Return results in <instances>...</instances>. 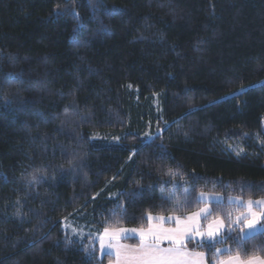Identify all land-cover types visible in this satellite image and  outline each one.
Wrapping results in <instances>:
<instances>
[{"label": "trees", "instance_id": "1", "mask_svg": "<svg viewBox=\"0 0 264 264\" xmlns=\"http://www.w3.org/2000/svg\"><path fill=\"white\" fill-rule=\"evenodd\" d=\"M201 193L264 199V0H0V264L113 263L63 221L147 230Z\"/></svg>", "mask_w": 264, "mask_h": 264}, {"label": "snow or ice", "instance_id": "2", "mask_svg": "<svg viewBox=\"0 0 264 264\" xmlns=\"http://www.w3.org/2000/svg\"><path fill=\"white\" fill-rule=\"evenodd\" d=\"M169 175L174 174L169 171ZM36 179V176H32L30 182H34ZM185 192H187V189H185ZM204 196L205 194L201 193L200 197L197 198V202H202ZM167 199L173 200L174 196H169ZM215 200L217 203L222 202L220 198H215ZM185 202H187V199ZM253 204L264 207V199L249 200L247 202L248 213L243 216H237L227 228H225L224 220L216 219L209 222L204 230H201L199 218L203 217V219L208 220L212 215L211 210L208 208H201L184 220L175 217L177 224L180 225L177 228L166 229L161 225H155L149 228L147 232H141V236L147 239L141 244L135 256L125 255L124 264H200V261L195 258H203L204 253H189L186 251L185 238H187L188 242H192L194 237H200V240L197 241L199 247L207 244L210 250L214 249L212 255L215 259H213L212 264H264V257L252 256L245 252L247 259H242L240 255V250L243 249L247 240L252 239L256 235H264V211L259 213L252 211ZM148 218L152 219L151 216ZM169 218L172 219V217ZM156 219L163 220L164 217H156ZM126 231L129 230L110 231L108 227H104L102 233L97 237L101 242V249H103L105 237L109 238V247H122L118 243L119 235ZM234 232L239 234L234 235ZM228 239L234 240L238 245L235 255H232V248L222 249L217 247L219 244L226 243ZM164 241H167L171 246L161 248L160 244ZM94 251L95 248L89 255H93ZM107 254L110 255L111 253ZM222 254H227V258L221 259Z\"/></svg>", "mask_w": 264, "mask_h": 264}, {"label": "rangeland", "instance_id": "3", "mask_svg": "<svg viewBox=\"0 0 264 264\" xmlns=\"http://www.w3.org/2000/svg\"><path fill=\"white\" fill-rule=\"evenodd\" d=\"M154 103H155L154 106L156 109V113H160V111H161L160 99L156 98ZM155 126L157 127V124ZM152 133H156V132L149 129V131L147 132V135L152 136ZM209 195H212V194H209ZM235 199L236 198L226 199V200H224V202L230 204L228 201L229 200H235ZM237 200H240L239 201L241 203L240 205H244L248 202V201H243L239 198ZM240 205H237V206L242 207L244 209V213H242L241 216L246 215L247 212H246L245 207L240 206ZM169 217H172V219H167V220L172 221L173 218H175L176 216H169ZM169 217H164V218H169ZM149 226H150V222H149ZM63 228L65 229L66 233L69 235V238L71 240H75V241H78L80 243L86 242L88 240H90L91 242L93 241V243H95V247L99 246V249L101 250V257L108 255V254H106L108 252L107 248L110 251L111 249H115V247H116V246L109 247V245H108L109 238L105 237L103 240V249H101V242L98 240L97 237L102 233V231L98 230L97 228L92 227L89 224V221L87 220V215L78 213V214L74 215L73 217L69 218L68 220H64L63 221ZM225 228H226V225H225ZM122 229H125V228H122ZM117 230H119V229H117ZM126 230H128V229H126ZM134 230L135 231H126V232L120 233L119 241H118L119 246H130V245L125 244L123 242V240H125V239L133 238V239L139 240V239H145L146 238V237L141 236V232H146L145 230H139V229H137V230L134 229ZM110 231H112V230H110ZM140 245H141V241H140ZM132 247H137V246H132ZM108 256H111V255H108Z\"/></svg>", "mask_w": 264, "mask_h": 264}, {"label": "crops", "instance_id": "4", "mask_svg": "<svg viewBox=\"0 0 264 264\" xmlns=\"http://www.w3.org/2000/svg\"><path fill=\"white\" fill-rule=\"evenodd\" d=\"M215 198H220L222 201L221 203H223L225 200L223 197L218 196V195L205 194L204 200L202 201V203L206 204L204 208H208L211 210L210 205L217 203ZM239 201L240 200L235 199V200H229L228 202L230 204L240 205L241 203ZM240 206L245 207L246 212L248 213L247 203L244 205H240ZM252 211L259 213L261 211H264V207L253 204ZM151 217H152V219H149V222H150L149 228H152L155 225H161L163 228H166V229H173V228H177L180 226L177 224V222L174 218L172 221H168L167 219H170V218H164L163 220H157L156 216H151ZM184 219H181V220H184ZM203 220H204L203 217L199 218V226H200L201 230H204L207 226L206 225L205 227H203V224H202ZM128 230L131 231L134 229H128ZM145 231L147 232L148 230H145ZM246 231H247V229H246ZM145 239H147V238H145ZM145 239H139L141 241V244L144 242ZM193 240H200V237H194ZM187 241H188L187 238H185V242H187ZM109 243L110 242L108 241V245H109ZM140 246L141 245H139L137 247H132V246L117 247L116 246L115 249H111L110 251L107 248V251H108L107 253L110 252L111 253L110 255L114 258V262L110 263V264H124L125 255L130 256V257L135 256L137 254V251L140 248ZM160 247L161 248H168V247H170V245L168 244L167 241H164L163 243L160 244ZM187 252H189V253H200V252H191V251H187ZM195 259L199 260L200 264H207V257L205 254H204L203 258L196 257Z\"/></svg>", "mask_w": 264, "mask_h": 264}]
</instances>
